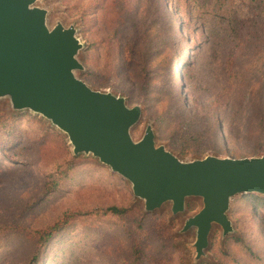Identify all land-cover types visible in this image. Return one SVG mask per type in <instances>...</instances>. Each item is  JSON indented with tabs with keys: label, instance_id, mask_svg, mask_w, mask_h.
Listing matches in <instances>:
<instances>
[{
	"label": "rangeland",
	"instance_id": "rangeland-1",
	"mask_svg": "<svg viewBox=\"0 0 264 264\" xmlns=\"http://www.w3.org/2000/svg\"><path fill=\"white\" fill-rule=\"evenodd\" d=\"M252 2L36 0L34 7L47 11L49 29L61 24L76 30L84 47L77 55L84 66L83 73L75 72L78 79L94 91L124 98L129 108L141 107L142 119L131 131L134 142L150 125L157 146L191 162L208 156H264L255 151L261 116L257 112L251 116L246 107L243 111L237 107L231 115L228 106L214 107L213 102L226 83L253 79L256 88L264 86V17ZM168 14L173 18L172 34L165 23ZM145 35H157L154 50L160 52L149 53ZM190 50V63L184 67ZM175 59L179 64L173 65L174 74L176 67L184 74L179 85L175 75L173 79L179 107L188 112L182 118L188 131L173 138L170 127L161 138L156 110L169 105L177 112L179 107L174 106V93L168 92L162 105L154 98L157 89L173 91L165 67L166 61ZM232 97L229 94V101ZM16 113L8 99H0V114ZM22 113L24 120L15 124L21 140L13 151L27 160L25 164L8 158L0 162V264H30L38 249L28 235L59 223L67 212L76 213L77 220L51 240L40 264H264V204L252 198L263 196L233 198L228 213L232 233L223 237L221 228L213 226L210 248L195 262V230L181 231L200 210L198 199V208L178 216H172L170 205L146 214L130 183L91 155L73 156L65 134L39 115ZM213 117L222 120L215 121L214 129ZM225 129H230L229 134ZM67 165H72L69 176L58 190L46 194ZM108 207L127 213L116 217L104 211Z\"/></svg>",
	"mask_w": 264,
	"mask_h": 264
},
{
	"label": "water",
	"instance_id": "water-1",
	"mask_svg": "<svg viewBox=\"0 0 264 264\" xmlns=\"http://www.w3.org/2000/svg\"><path fill=\"white\" fill-rule=\"evenodd\" d=\"M36 0H0V99L15 112L29 111L67 136L73 156L97 159L131 185L147 214L165 205L172 216L184 214L186 201L198 199L200 210L181 233L195 230L194 261L210 248L213 226L232 233L230 203L239 195L264 196V156L230 159L212 156L180 161L163 146L148 125L141 140L131 131L143 110L126 100L92 90L75 72L84 48L74 27L47 26V11Z\"/></svg>",
	"mask_w": 264,
	"mask_h": 264
},
{
	"label": "trees",
	"instance_id": "trees-1",
	"mask_svg": "<svg viewBox=\"0 0 264 264\" xmlns=\"http://www.w3.org/2000/svg\"><path fill=\"white\" fill-rule=\"evenodd\" d=\"M163 3V2H162ZM252 6L259 10V16L262 18L264 17V0H253ZM251 6V7H252ZM252 7V8H253ZM160 11L162 9L160 8ZM166 21L165 23L169 26L170 33L171 31H174V27L171 26V22H173V18L171 14H168V16H165ZM134 28V25L132 26ZM149 27V26H148ZM150 28V27H149ZM162 29V28H161ZM149 30V29H148ZM159 31V30H158ZM160 32V31H159ZM172 34V33H171ZM157 35H145L144 39L147 41L146 45L148 46L149 53H158L160 52L158 49L154 50V47L156 44L154 43V40L156 39ZM155 37V38H154ZM166 43V42H165ZM165 46H172L173 44L166 43ZM159 44V43H157ZM159 46H162V44H159ZM191 50L189 51L187 55V63L183 65L186 67L187 64L190 63L189 58H191L190 54ZM189 60V61H188ZM176 64H179L178 60L174 61H166V69L170 71L169 75H171L170 80L172 83V92L171 90H165V89H157V97L154 98L157 104L162 105L164 103L165 97L168 92L174 93V96L172 98L175 107H179V104H181L180 101V95L177 90V85L181 84V82L184 80V74L183 69H178L176 67V74H174L173 71V65L176 66ZM172 70V73H171ZM174 75L177 78V82L175 81ZM176 82V84H175ZM216 87V84L213 85V91ZM219 90V89H218ZM220 92H222L220 94ZM219 95L215 96L214 107H227L231 109V115H234L236 111H238L237 107H239V111H243V109L246 107V112L248 109V112H250V115L252 116L255 112H257V115L261 116V119L257 123L256 126V139L258 141V148L255 149L256 152H264V86L259 85L258 88H256V85L254 84L253 79H248L243 82H237V83H226L222 86V90H220ZM155 93L154 91H149V95ZM232 93L231 101H229L228 96ZM253 100L254 103V109L253 105L250 101ZM242 105V106H241ZM249 105L252 106V109H249ZM169 105H163L159 107V109L156 110L157 116L159 119L157 120L158 124V135L159 137L163 138L167 128L172 127L173 128V138L174 137H180L183 136L185 131H188L185 129V125H183L182 118L186 115L188 112L186 110V107L180 106L177 109V112H172L171 109H168ZM241 109V110H240ZM218 115V114H217ZM24 120V113L18 112L16 114H12L9 116H5L3 114H0V162L1 160H4L6 158L10 159L11 161L19 160L22 162V164H25L27 159H22L20 155L15 153L14 148L18 144L17 140H21V135H17V127L15 124L22 122ZM39 121V120H36ZM215 121L217 123L222 122L218 117H213V129L214 126H217L215 124ZM197 126V123H195V128ZM226 130V129H225ZM224 130V131H225ZM230 129L226 130V133L229 134ZM21 134V133H20ZM218 136H220V133H218ZM229 137V135H227ZM17 142V143H16ZM72 165H67L63 167L61 170H59V175L57 176V179L52 180V186L48 187L46 194L50 192H54L60 188L62 185L61 181L64 178H67L69 174L71 173ZM253 195H244V198H250ZM256 198L257 201H261L264 204V196L262 198L252 197ZM186 209L191 212L194 211L196 208H198V200L197 199H188L186 201ZM107 213H110L116 217H123L127 210L123 208H115V207H108L104 210ZM73 212H67L63 215L61 221L59 223H55V225L48 227L47 229L43 231H35L34 233L28 235L29 239L32 240L36 246H37V253L32 258V262L30 264H40L41 263V256L42 252L46 250L48 245L50 244L51 240L55 238L60 233H63L65 230H67L73 222L77 220V215ZM147 214V213H146ZM1 246V245H0ZM137 263L139 261H136Z\"/></svg>",
	"mask_w": 264,
	"mask_h": 264
}]
</instances>
